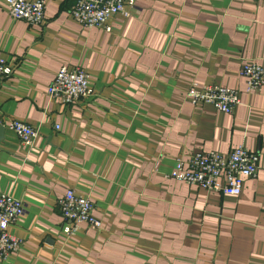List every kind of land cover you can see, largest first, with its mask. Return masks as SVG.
Masks as SVG:
<instances>
[{"label": "crops", "instance_id": "obj_1", "mask_svg": "<svg viewBox=\"0 0 264 264\" xmlns=\"http://www.w3.org/2000/svg\"><path fill=\"white\" fill-rule=\"evenodd\" d=\"M0 0V194L25 202L22 239L0 264H264V87L248 91L245 59L264 63V0H135L111 29L84 26L75 0H46L45 18L13 17ZM81 65L93 93L65 102L48 84ZM239 89L233 111L194 105L191 80ZM37 131L31 146L10 127ZM59 125V127H57ZM244 143L259 167L240 195L170 175L197 150ZM89 195L99 227L64 235L60 199Z\"/></svg>", "mask_w": 264, "mask_h": 264}, {"label": "built area", "instance_id": "obj_2", "mask_svg": "<svg viewBox=\"0 0 264 264\" xmlns=\"http://www.w3.org/2000/svg\"><path fill=\"white\" fill-rule=\"evenodd\" d=\"M10 14L23 18L33 24H39L45 18L46 0H7ZM135 0H75L71 15L84 26H101L111 29L110 17L116 13L125 16L132 14ZM13 70V65L0 55V82ZM242 74L246 77L247 90L258 91L264 87V63L256 59H245ZM48 93L65 102L90 96L94 91L90 74L81 65L63 64L48 84ZM186 97L194 104H211L226 112L234 110L241 102L239 89L220 83H203L191 80L186 88ZM10 127L20 136L21 141L31 146L37 135L36 129L23 119L14 118ZM59 127V125H57ZM260 155L244 143L235 146L230 153L217 150H197L185 158H178L170 172L176 179L195 184L208 190L222 191L226 194L240 195L245 179L256 174ZM92 198L67 189L60 199V208L64 217L62 233L74 235L79 227L86 223L99 227L102 220L93 212ZM26 211L25 202L7 192L0 194V257L20 249L22 239L13 233L10 224ZM197 264V263H194Z\"/></svg>", "mask_w": 264, "mask_h": 264}, {"label": "water", "instance_id": "obj_3", "mask_svg": "<svg viewBox=\"0 0 264 264\" xmlns=\"http://www.w3.org/2000/svg\"><path fill=\"white\" fill-rule=\"evenodd\" d=\"M2 130H3V126L0 127V132H2Z\"/></svg>", "mask_w": 264, "mask_h": 264}]
</instances>
